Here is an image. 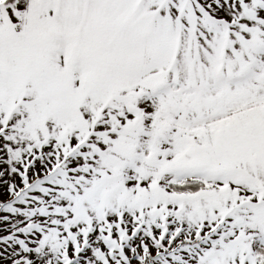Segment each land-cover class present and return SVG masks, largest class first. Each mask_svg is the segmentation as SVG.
<instances>
[{
	"label": "snow or ice",
	"instance_id": "6c2138e0",
	"mask_svg": "<svg viewBox=\"0 0 264 264\" xmlns=\"http://www.w3.org/2000/svg\"><path fill=\"white\" fill-rule=\"evenodd\" d=\"M0 264H264V0H0Z\"/></svg>",
	"mask_w": 264,
	"mask_h": 264
}]
</instances>
